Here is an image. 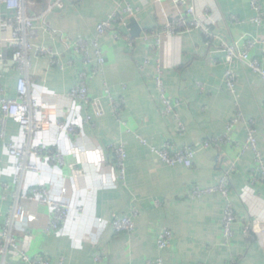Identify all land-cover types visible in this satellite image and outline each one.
I'll return each instance as SVG.
<instances>
[{
    "label": "crops",
    "instance_id": "crops-1",
    "mask_svg": "<svg viewBox=\"0 0 264 264\" xmlns=\"http://www.w3.org/2000/svg\"><path fill=\"white\" fill-rule=\"evenodd\" d=\"M56 1L27 0V12L36 19V35L30 40L31 68L26 74L12 58L13 28L0 22V86L8 98L17 99L18 81L27 76L28 102L47 103L52 120L73 125L78 133L51 125L33 136L9 121L1 138L0 125V228L6 224L16 197L44 185L52 200L69 207V215L57 230L48 231L52 222L49 208L31 198L22 200L27 214L35 220L16 236L31 257L45 256L63 264H147L158 258L165 264H264V183L254 174L253 154L242 152L247 136L244 124L238 123L227 134L237 101L245 118L254 122L264 155L261 76L246 63L235 62L231 68L237 75V93L233 96L226 86L229 66L219 42L208 44L201 31L164 35L161 48L155 51V39L144 41L142 37L161 26L170 2L129 0L136 15L126 26H116L114 31L122 39H114V31L101 38L106 66L103 74L93 75L89 81L90 96L101 99L104 111L96 117L84 104L68 98L85 68L72 50L80 39L91 42L97 26L109 14H124L126 10L119 6V0H63L61 8L53 7ZM261 2L264 7V0ZM195 5L198 13L210 18L211 29L229 43L243 49L249 40L261 41L250 50V56L264 68V20L261 25L251 22L255 12L249 0H195ZM0 12L11 16L5 6ZM232 16L241 23L232 22ZM128 39L135 41L134 48L128 46ZM38 48L53 56L38 53ZM157 61L163 67L168 97L182 102L175 111L186 126L183 134L173 119L161 114L163 103L153 81ZM106 88L115 99H124V125L112 112ZM87 115L93 118L89 123ZM138 135L148 146L137 139ZM223 136L229 143L201 148L204 141ZM118 141L124 142L127 150L126 187L117 180L110 149ZM166 142L175 149H199L193 167L168 166L152 153V147L160 148ZM9 144L22 149L23 154L12 155ZM35 147L46 149L38 155L40 163L31 157ZM48 150L60 151L62 163L44 162ZM28 165L37 171L26 172ZM226 172L230 173L236 214L235 236L229 245L223 240L222 196L189 195L195 186L216 187ZM134 211H138L137 217H133ZM115 216L134 218L135 233L115 232L110 225ZM164 230H170L174 237L168 249L159 250L157 238ZM5 262L26 264L11 251L5 257L0 255V264Z\"/></svg>",
    "mask_w": 264,
    "mask_h": 264
},
{
    "label": "built area",
    "instance_id": "built-area-1",
    "mask_svg": "<svg viewBox=\"0 0 264 264\" xmlns=\"http://www.w3.org/2000/svg\"><path fill=\"white\" fill-rule=\"evenodd\" d=\"M170 2V7L163 12V22L161 26L152 30L151 32L144 33L142 39L148 41L149 39H155L153 46L157 51L161 48L164 35L173 36L178 34H190L194 31H201L208 44H214L219 42L220 49L225 53L226 64L229 66L225 74L226 86L228 91L235 96L237 93V75L231 68L235 62L246 63L254 72L259 74L264 81V68L260 65L259 61L252 59L250 56V50L254 49L259 43V40H249L243 49H240L235 43H229L224 39L221 34L216 33L211 29L210 18L205 14L198 13L195 5V0H163ZM251 8L255 12V17L251 20L252 23L261 25L264 20V7L261 0H249ZM2 6L11 13V16H6L0 12V22L6 26L13 28V36L10 39L11 47L13 48L12 58L17 65L18 70L26 74L31 68L30 52L32 45L30 40L36 35L35 29V17L31 16L27 12V0H0V11ZM63 6V0H57L53 7L61 8ZM119 6L124 7L126 13L122 14L114 12L109 14L107 18L101 22L96 28V36L91 41L78 40L75 44L72 53L75 56H80L83 61L84 70L78 75L77 84L68 94V98L71 101H78L85 105L88 110H91L96 117H101L104 114L103 106L100 98H92L89 92V81L93 75L103 74L106 66V58L101 49V38L108 32H113L117 25H127V20L134 18L135 10L130 6L129 0H119ZM232 22L241 23V21L232 16L230 19ZM113 38L116 40L122 39L121 35L114 31ZM128 46L134 48L135 41L128 39ZM264 44V41H263ZM1 46V42H0ZM40 54H53L45 49L38 48ZM264 51V50H263ZM52 63H56L54 60ZM149 63V61H147ZM161 62L157 61L156 71L153 75V81L159 92L163 108L161 114L164 118H171L175 121L177 130L180 134L186 132V126L179 118L175 111V108L180 106L182 102L180 100L172 101L168 97L167 90L164 85V72ZM200 88L203 89L202 85ZM18 98H8L4 92V89L0 86V125L2 127L1 138L5 136V130L9 121L16 123L21 130L25 133H31V135H37L42 132L47 126H57L61 131L68 133H78L75 126L67 124L60 119L52 120L48 114V105L45 102L38 100H30V85L27 76L22 77L18 81L17 86ZM105 97L110 100L112 112L116 116L118 122L124 125L121 118V111L124 107V99H115L109 88L105 90ZM236 114L230 120L227 126V134H229L238 123H243L246 130V140L242 146V152H251L254 156V174L256 179L264 183V155L259 148L258 132L253 121L247 120L242 114L239 103L235 102ZM93 120L91 115H87L86 122ZM137 139L144 145L148 146L146 139L142 136H136ZM229 143V139L226 136L216 138L211 141H204L202 143V149L219 148L220 146ZM9 152L12 155L23 154L22 149L9 144ZM110 149L115 156V166L118 170L117 180L120 181L123 187H126V167L125 162L127 159V150L124 142L118 141L111 144ZM44 148L35 147L31 152L32 159L42 162L39 158V154L44 153ZM152 153L157 155L159 159L168 166H183L185 168H192L194 161L199 153V149L187 146L184 148L175 149L172 145L166 142L162 147H152ZM43 159L46 163L56 162L62 163L63 156L60 151L53 152L48 150L46 156ZM18 170L21 167L17 166ZM33 165L26 166V172L37 171ZM218 193L225 201V208L223 213V240L225 245H229L234 236V224L236 222V214L234 206L231 201L230 190V173H225L220 179L216 187L202 188L201 186H195L189 191L191 198H201L202 196L212 195ZM32 200L47 206L51 212L52 222L47 229L48 231L57 230L59 226L66 222L69 207L61 202H55L50 198V192L44 185H36L24 192L18 198L16 197L14 205L9 213L6 224L3 228H0V255L5 257L8 252L21 257L26 264H63L62 261L53 263L49 258L45 256L31 257L26 253L24 246H21L18 242L16 233L18 230H25L27 225L35 220V217L28 215L22 200ZM139 215L138 211L133 212V217ZM100 223H103L100 220ZM111 227L117 233H126L128 236H132L136 231V223L132 217H117L115 216L110 222ZM173 233L170 230L162 231L157 238V245L159 250L168 249L173 240ZM10 249V250H9ZM101 260V256L97 258V261ZM234 263V261H233ZM3 264H11L5 262ZM147 264H165L162 258H158L155 261H150Z\"/></svg>",
    "mask_w": 264,
    "mask_h": 264
},
{
    "label": "trees",
    "instance_id": "trees-1",
    "mask_svg": "<svg viewBox=\"0 0 264 264\" xmlns=\"http://www.w3.org/2000/svg\"><path fill=\"white\" fill-rule=\"evenodd\" d=\"M122 37V36H121Z\"/></svg>",
    "mask_w": 264,
    "mask_h": 264
}]
</instances>
